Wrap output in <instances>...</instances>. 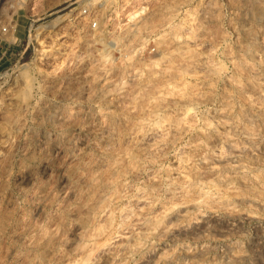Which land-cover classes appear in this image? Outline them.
Returning a JSON list of instances; mask_svg holds the SVG:
<instances>
[{
	"label": "rangeland",
	"instance_id": "1",
	"mask_svg": "<svg viewBox=\"0 0 264 264\" xmlns=\"http://www.w3.org/2000/svg\"><path fill=\"white\" fill-rule=\"evenodd\" d=\"M0 50V264H264V0H0Z\"/></svg>",
	"mask_w": 264,
	"mask_h": 264
},
{
	"label": "bare ground",
	"instance_id": "2",
	"mask_svg": "<svg viewBox=\"0 0 264 264\" xmlns=\"http://www.w3.org/2000/svg\"><path fill=\"white\" fill-rule=\"evenodd\" d=\"M156 129H157V128H156ZM161 129H162V128H161ZM152 131H153V130H152ZM158 132H159V131H158ZM155 134H156V133H155ZM154 136H155V135H154ZM155 137H156V136H155ZM146 138H147V137H146ZM152 138H153V137H152ZM148 139H149V138H148ZM154 140H155V139H154ZM154 140H153V141H154ZM149 142H150V141H149ZM149 142H148V144H150ZM151 142H152V141H151ZM151 146H152V145H151ZM159 149H160V148H159ZM157 151H158V150H157ZM137 195H138V194H137ZM137 195H136V196H137ZM144 195H145V194H144ZM136 196H135V197H136ZM139 196H140V195H139ZM139 196H138L137 198L131 200L130 203H131V204H134V205L137 206L138 203H145V202L148 201V200L146 199V198H147L146 195H145V199H146V200H145V199L142 200L141 197H143V195H141L140 198H139ZM148 198H149V196H148ZM132 201H133V203H132ZM130 203H129V204H130ZM127 204H128V203H127ZM129 206H131V205H129ZM142 206H143V205H142ZM134 222H135V221H134ZM119 233H120V232H119ZM121 235H122V232H121ZM124 237H125V236H124ZM110 241H112V240H110ZM111 243H112V242H110L109 244H111ZM115 243H116V241L113 243V245H115ZM109 244H108V245H109ZM111 245H112V244H111ZM111 245H110V246H111ZM116 245L118 246V244H116ZM108 247H109V246H108ZM126 247H127V246H126ZM114 248H115V247H114ZM114 248H112V246H111V249H112V250H113ZM126 249H127V248H126ZM113 251H114V250H113Z\"/></svg>",
	"mask_w": 264,
	"mask_h": 264
},
{
	"label": "crops",
	"instance_id": "3",
	"mask_svg": "<svg viewBox=\"0 0 264 264\" xmlns=\"http://www.w3.org/2000/svg\"><path fill=\"white\" fill-rule=\"evenodd\" d=\"M3 49H5V50H3L4 52L0 50L1 53L3 52V54H5L6 52H8V48L4 47Z\"/></svg>",
	"mask_w": 264,
	"mask_h": 264
},
{
	"label": "built area",
	"instance_id": "4",
	"mask_svg": "<svg viewBox=\"0 0 264 264\" xmlns=\"http://www.w3.org/2000/svg\"><path fill=\"white\" fill-rule=\"evenodd\" d=\"M2 30H3V31H5V30H6V28H3ZM6 51H7V50H6Z\"/></svg>",
	"mask_w": 264,
	"mask_h": 264
}]
</instances>
